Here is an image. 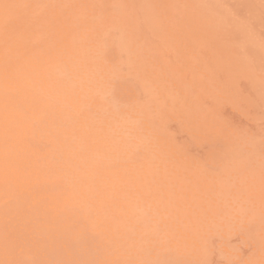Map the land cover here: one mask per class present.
I'll return each mask as SVG.
<instances>
[{
  "label": "rangeland",
  "instance_id": "rangeland-1",
  "mask_svg": "<svg viewBox=\"0 0 264 264\" xmlns=\"http://www.w3.org/2000/svg\"><path fill=\"white\" fill-rule=\"evenodd\" d=\"M0 3V264H264V0Z\"/></svg>",
  "mask_w": 264,
  "mask_h": 264
},
{
  "label": "bare ground",
  "instance_id": "bare-ground-1",
  "mask_svg": "<svg viewBox=\"0 0 264 264\" xmlns=\"http://www.w3.org/2000/svg\"><path fill=\"white\" fill-rule=\"evenodd\" d=\"M1 4V3H0ZM5 5V4H4ZM8 5V4H7ZM3 7V6H2ZM1 7V8H2ZM6 10V9H5ZM31 11V10H30ZM228 28V27H227ZM228 30V29H227ZM237 30V29H236ZM239 30V29H238ZM235 32H237V31H235ZM239 33H240V30L238 31ZM225 34H226V32H225ZM236 34H238V33H236ZM221 36H223V35H221ZM229 36V35H228ZM241 36V35H240ZM238 38V37H237ZM219 39V38H218ZM222 39V38H221ZM224 40V39H223ZM239 40H240V38H239ZM84 41V40H83ZM232 41V40H231ZM235 41V40H234ZM237 41H238V39H237ZM221 42V41H220ZM219 42V43H220ZM227 42V41H226ZM225 42V43H226ZM233 42V41H232ZM236 42V41H235ZM86 43V42H85ZM230 43V42H229ZM222 44H224V43H222ZM233 44H235V43H233ZM238 44H240L239 43V41H238ZM221 45V44H220ZM85 47V46H84ZM240 47V46H239ZM102 52V51H101ZM106 53V52H105ZM97 54V53H96ZM100 55H102V54H104V52L101 54V53H99ZM88 56V55H87ZM103 56V55H102ZM102 63V62H101ZM102 67H103V65H102ZM125 75V74H124ZM84 79V78H83ZM32 80V79H31ZM35 81V80H34ZM78 81V80H77ZM79 81H81V80H79ZM82 82H84V81H82ZM88 82V81H87ZM38 84V83H37ZM80 84H82L81 82H80ZM88 86H90V85H88ZM81 88H84V87H81ZM96 88V87H95ZM94 88V89H95ZM98 88V87H97ZM89 92V91H88ZM65 100H67V99H65ZM68 101V100H67ZM69 102V101H68ZM60 104L62 103V102H59ZM66 103V102H65ZM65 105V104H64ZM67 105V104H66ZM71 105V104H70ZM62 107V106H61ZM184 123V122H183ZM177 130V129H176ZM178 131H180V129L178 130Z\"/></svg>",
  "mask_w": 264,
  "mask_h": 264
}]
</instances>
